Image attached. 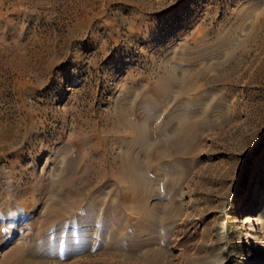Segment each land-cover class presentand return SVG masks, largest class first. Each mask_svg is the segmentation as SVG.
<instances>
[{
  "label": "rangeland",
  "instance_id": "obj_1",
  "mask_svg": "<svg viewBox=\"0 0 264 264\" xmlns=\"http://www.w3.org/2000/svg\"><path fill=\"white\" fill-rule=\"evenodd\" d=\"M0 264H264V0H0Z\"/></svg>",
  "mask_w": 264,
  "mask_h": 264
},
{
  "label": "bare ground",
  "instance_id": "obj_2",
  "mask_svg": "<svg viewBox=\"0 0 264 264\" xmlns=\"http://www.w3.org/2000/svg\"><path fill=\"white\" fill-rule=\"evenodd\" d=\"M170 121V120H169ZM181 122V121H180ZM184 127V126H183ZM166 129V128H165ZM148 139V138H147ZM147 139H146V137H144L143 139H142V143L144 144V142H146L147 144H148V141H147ZM145 182V181H144ZM64 198V197H63ZM262 209V208H261ZM139 210H141V209H139ZM262 212V211H261ZM151 213V212H150ZM259 220H260V218L258 217V214H257V216L255 217V221H257L258 222V224H260L259 223ZM249 222L251 221V218H249V220H248ZM244 224L246 225V224H248V222H244ZM146 224H145V221H144V219H142V222H141V232H142V234L144 235L145 234V229L143 230V228H144V226H145ZM154 225V224H153ZM139 226V227H140ZM253 229L252 228H250V231H252ZM139 234H141V233H139ZM247 235V234H246ZM250 238H251V240H250V242L251 241H253V239H254V236L253 235H250L249 236ZM145 238V237H144ZM170 238V237H169ZM144 240V239H143ZM143 244V243H142ZM169 244V243H168ZM144 245V244H143ZM147 245V244H146ZM262 246H263V244H262Z\"/></svg>",
  "mask_w": 264,
  "mask_h": 264
}]
</instances>
